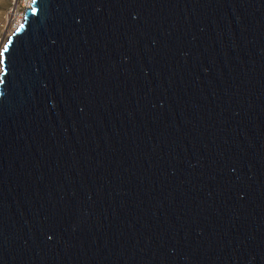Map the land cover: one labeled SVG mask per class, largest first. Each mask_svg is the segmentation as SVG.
Returning a JSON list of instances; mask_svg holds the SVG:
<instances>
[{
    "label": "water",
    "instance_id": "95a60500",
    "mask_svg": "<svg viewBox=\"0 0 264 264\" xmlns=\"http://www.w3.org/2000/svg\"><path fill=\"white\" fill-rule=\"evenodd\" d=\"M1 52L0 264H264V0H32Z\"/></svg>",
    "mask_w": 264,
    "mask_h": 264
},
{
    "label": "rangeland",
    "instance_id": "374dc122",
    "mask_svg": "<svg viewBox=\"0 0 264 264\" xmlns=\"http://www.w3.org/2000/svg\"><path fill=\"white\" fill-rule=\"evenodd\" d=\"M27 3H30V1L28 2V0H0V48H2L3 45L6 43V41L4 43H2V41L6 40L5 38H7V36L9 37L10 34L13 32L14 29H12V27L15 26L18 19L17 17H22V14H20L19 11L17 13V16L13 12H11L12 8L18 6V9L23 8L24 10L27 6Z\"/></svg>",
    "mask_w": 264,
    "mask_h": 264
},
{
    "label": "bare ground",
    "instance_id": "6f19581e",
    "mask_svg": "<svg viewBox=\"0 0 264 264\" xmlns=\"http://www.w3.org/2000/svg\"><path fill=\"white\" fill-rule=\"evenodd\" d=\"M30 1V3H31V1L32 0H28V2ZM30 3H27V6H26V8L23 10V8H20V9H18V6H15L14 8H12V11L11 12H13L14 14H16V16H17V13H18V11L20 12V14H22V17L20 16V17H17L18 19H17V22H16V24H15V26L14 27H12V29H16L17 28V26L20 24V22H21V20H22V18H23V14H25L24 12L27 10V9H29L30 8ZM13 30V31H14ZM12 32V31H11ZM10 32V33H11ZM6 40H3L2 41V43H4L5 41H7V39H8V36H7V38H5ZM3 45V44H2ZM1 50H0V52L2 51V49H3V47L2 48H0ZM0 59H1V56H0Z\"/></svg>",
    "mask_w": 264,
    "mask_h": 264
},
{
    "label": "snow or ice",
    "instance_id": "6c2138e0",
    "mask_svg": "<svg viewBox=\"0 0 264 264\" xmlns=\"http://www.w3.org/2000/svg\"><path fill=\"white\" fill-rule=\"evenodd\" d=\"M8 49H7V47H5L4 48V51L6 52ZM3 55V53L2 52H0V56H2ZM0 63H2V61H0Z\"/></svg>",
    "mask_w": 264,
    "mask_h": 264
}]
</instances>
